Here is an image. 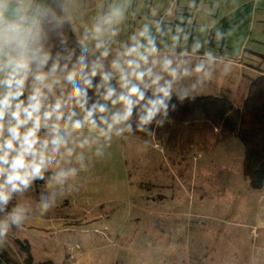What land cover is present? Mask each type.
<instances>
[{"label": "clouds", "instance_id": "obj_1", "mask_svg": "<svg viewBox=\"0 0 264 264\" xmlns=\"http://www.w3.org/2000/svg\"><path fill=\"white\" fill-rule=\"evenodd\" d=\"M143 7L105 0L86 17L85 0H0V251L14 229L79 191L81 173L109 157L114 140L154 137L217 73L231 74L232 55L203 50L227 31L186 20L176 0ZM186 7L200 12L197 0Z\"/></svg>", "mask_w": 264, "mask_h": 264}, {"label": "rangeland", "instance_id": "obj_2", "mask_svg": "<svg viewBox=\"0 0 264 264\" xmlns=\"http://www.w3.org/2000/svg\"><path fill=\"white\" fill-rule=\"evenodd\" d=\"M150 1L136 3L145 5L146 12ZM104 2L85 0V16ZM189 16L195 24L214 23L213 35L228 32L220 46L205 43L203 50L216 55L227 52L226 42L243 33V28L235 31L234 21L216 24L202 13H185L186 20ZM193 35L207 39L199 31ZM238 63L227 77L217 73L201 94L221 93L241 105L253 72ZM249 63L259 66L262 61ZM109 151V157L81 173L79 191L13 230L3 252L14 264H249L254 253L264 254V226L255 236L252 232L258 219L264 221V187H249L242 172L243 147L236 138L208 151L180 154L154 138L132 135L114 140ZM35 198L30 194L33 203ZM22 239L30 244V263L17 243Z\"/></svg>", "mask_w": 264, "mask_h": 264}, {"label": "trees", "instance_id": "obj_3", "mask_svg": "<svg viewBox=\"0 0 264 264\" xmlns=\"http://www.w3.org/2000/svg\"><path fill=\"white\" fill-rule=\"evenodd\" d=\"M171 118L173 122L157 129L154 137L139 132L135 135L154 138L166 150L180 154L192 149L208 151L225 140L236 138L243 147L242 172L249 187H264V73L250 80L241 105H235L225 95L201 94L194 101L178 105ZM216 128L219 132L214 130ZM17 243L27 253L25 261L30 263V244L25 239ZM0 261L14 264L3 251H0Z\"/></svg>", "mask_w": 264, "mask_h": 264}, {"label": "crops", "instance_id": "obj_4", "mask_svg": "<svg viewBox=\"0 0 264 264\" xmlns=\"http://www.w3.org/2000/svg\"><path fill=\"white\" fill-rule=\"evenodd\" d=\"M154 1L155 3L151 0L149 4L161 5V0ZM165 1L167 5L171 2V0ZM188 2L189 0H176L178 6L183 8L185 13L188 12L186 7ZM197 3L200 12H196V14L202 13L203 16L207 17L204 15L205 8H214V15L208 16V18L213 19L216 24L223 21L224 23L234 21L236 22L233 27L235 31L240 32L238 29L243 28V33L238 40L226 42L228 49L225 53L232 55L234 62L238 61L240 66H244L253 72V76L247 77L245 92L250 80L259 73H264V0H197ZM234 53H238V55ZM243 59L244 63L241 61ZM254 59L262 61V64L253 66L249 62ZM213 95H221V93Z\"/></svg>", "mask_w": 264, "mask_h": 264}]
</instances>
